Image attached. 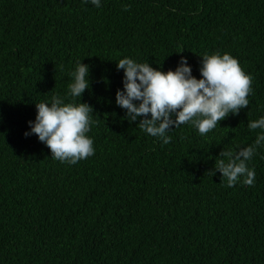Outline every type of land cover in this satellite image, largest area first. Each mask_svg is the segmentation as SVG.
I'll use <instances>...</instances> for the list:
<instances>
[{"label": "trees", "instance_id": "1", "mask_svg": "<svg viewBox=\"0 0 264 264\" xmlns=\"http://www.w3.org/2000/svg\"><path fill=\"white\" fill-rule=\"evenodd\" d=\"M213 53L236 58L252 92L204 136L185 124L163 144L115 104L119 59L166 72L184 56L199 79ZM78 60L95 152L69 165L23 133L35 103H79L66 96ZM261 116L264 0H0V264H264V146L253 186L210 172L253 144Z\"/></svg>", "mask_w": 264, "mask_h": 264}, {"label": "clouds", "instance_id": "2", "mask_svg": "<svg viewBox=\"0 0 264 264\" xmlns=\"http://www.w3.org/2000/svg\"><path fill=\"white\" fill-rule=\"evenodd\" d=\"M83 2L101 7V0ZM199 57V79L192 75L191 65L184 56H180L174 70L166 72L151 67L147 61L119 59L116 68L123 71L122 89L115 92V104L125 110L124 118L129 122L139 118L137 125L145 134L168 144L171 137L167 133L172 129L191 124L204 136L218 127V121L248 107L252 77L238 60L229 53ZM89 72V65L78 60L74 71L69 73L72 82L66 96L79 98L78 104L53 96L51 101L35 103V118L26 122L28 130L23 135L35 134L50 150L51 158L61 163L75 165L95 152L93 140L87 135L94 123L93 108L80 102L82 93L90 88ZM247 128L260 129L253 144L221 151L219 155L227 160L218 159L210 171L212 175L218 171L228 187L238 182L246 186L255 184L256 173L248 167V162L257 148L264 146V116L248 122Z\"/></svg>", "mask_w": 264, "mask_h": 264}]
</instances>
